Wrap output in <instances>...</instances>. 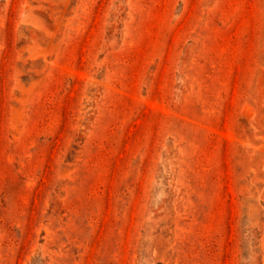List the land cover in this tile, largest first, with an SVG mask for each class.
Returning a JSON list of instances; mask_svg holds the SVG:
<instances>
[{"label":"rangeland","instance_id":"374dc122","mask_svg":"<svg viewBox=\"0 0 264 264\" xmlns=\"http://www.w3.org/2000/svg\"><path fill=\"white\" fill-rule=\"evenodd\" d=\"M0 264H264V0H0Z\"/></svg>","mask_w":264,"mask_h":264}]
</instances>
